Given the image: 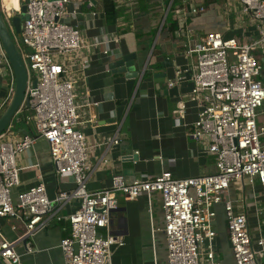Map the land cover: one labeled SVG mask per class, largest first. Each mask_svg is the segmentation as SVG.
<instances>
[{
    "label": "built area",
    "instance_id": "2783aa9c",
    "mask_svg": "<svg viewBox=\"0 0 264 264\" xmlns=\"http://www.w3.org/2000/svg\"><path fill=\"white\" fill-rule=\"evenodd\" d=\"M21 1L26 18L20 30L22 48L16 46L27 73L24 93L27 103L21 107L25 104L32 111L26 120L33 124L35 136L16 139L11 124L0 134V218L18 220L25 237H31L52 221H61L64 205L75 202V208L65 217L69 235L58 246L63 264H111L112 248L123 243L101 233L107 229L110 214L117 207L116 197L132 200L144 196L149 202L157 193L163 216L164 264H223L214 244L217 205H222L224 210L231 264H264V232L259 223L264 211V126L257 123L264 109L261 62L264 0H225L227 21L231 6H239L238 11H233L235 22L241 29L239 32L248 38L247 43L220 32L202 36L182 33L185 57L195 56L190 100L196 103L197 117L188 136L205 153L215 157V172L191 178H176L170 172H162L153 178L141 177L131 182L122 175H114L110 185L99 191H89L86 187L88 147L84 135L76 129L78 115L73 84L78 76L91 74L84 51L107 43L117 44L120 40L103 39V36L86 39L83 31L71 23L70 16L82 7L93 9L97 0H19V8ZM181 1L177 13L185 19L205 12L200 2L185 6V0ZM173 2L170 0L167 13ZM72 6L76 9H71ZM0 10L10 29L7 22L19 10L8 9L2 0ZM181 80L177 71L175 80L168 86ZM13 87V72L0 42V91L3 89L0 110L8 104ZM182 109L180 105L177 113ZM38 139L47 144L56 174L60 178L69 177L72 187L50 199L45 184L38 181L13 197L12 191L19 184L16 158L31 149ZM107 142L118 144L115 136ZM242 181L250 187L251 206L257 218L255 240L246 206L236 210L238 202L229 197L232 184ZM0 261L21 264L14 244L1 234Z\"/></svg>",
    "mask_w": 264,
    "mask_h": 264
},
{
    "label": "crops",
    "instance_id": "0c3cea01",
    "mask_svg": "<svg viewBox=\"0 0 264 264\" xmlns=\"http://www.w3.org/2000/svg\"><path fill=\"white\" fill-rule=\"evenodd\" d=\"M113 1L121 10L114 25L104 23L100 0L93 9L82 7L69 18L83 31L86 39L103 36V39L114 37L120 40L117 44L107 43L84 51V57L91 65V74L78 76L73 84L78 115L76 129L84 135L88 147L87 189L99 191L107 188L114 175H122L131 182L141 177L153 178L162 172H170L176 178L213 174L215 157L205 153L202 146L188 136L197 117L196 103L190 100L195 56L185 57L186 42L182 33L202 36L220 32L233 37L241 30L238 23L231 19L227 21L215 0L207 8L211 5L217 7V22L215 19L205 22L204 13L187 19L179 16L181 0H174L167 15H163L164 0H144L146 4L149 1L145 7L142 3L133 6L138 0ZM91 12L96 15L91 16ZM128 54L135 55L138 79L125 78L110 67ZM177 71L182 80L169 87ZM0 92L3 93V89ZM180 105L183 109L178 114ZM2 112L0 110V115ZM31 114L32 111L24 104L12 119L10 128L16 139L24 135L35 136L33 124L26 120ZM114 136L118 144H109L107 141ZM16 165L19 184L12 191L13 197L38 181L45 184L50 199L72 187L69 177L60 178L56 174L47 144L41 139L17 156ZM245 184V181L232 184L229 197L238 202L236 210L246 206L255 240L258 236L257 218L251 206V192L245 191ZM116 201L117 207L110 214L109 225L101 233L123 243L112 248L111 264H164L166 248L161 231L163 216L159 194H153L149 202L144 196L127 200L121 195L116 197ZM75 206V202L65 204L61 210V221H52L31 237H25L23 225L18 220L0 218V234L14 244L21 264H63L58 246L60 240L69 235L65 217ZM215 212L217 237L214 244L223 264H231L233 258L225 231L223 206H215ZM260 226L264 232V225Z\"/></svg>",
    "mask_w": 264,
    "mask_h": 264
},
{
    "label": "water",
    "instance_id": "95a60500",
    "mask_svg": "<svg viewBox=\"0 0 264 264\" xmlns=\"http://www.w3.org/2000/svg\"><path fill=\"white\" fill-rule=\"evenodd\" d=\"M26 18L25 5L20 6L19 12L15 13L11 19V27L13 34L17 39L20 38L21 23ZM0 42L2 50L10 64L14 77V87L12 96L0 115V134L11 124L12 119L18 112L23 103H27L24 99V93L26 89L27 73L24 63L21 59L20 53L17 49L16 43L13 39V35L7 26L1 10H0ZM134 54H128L121 56L119 60L114 62L110 67L114 68L116 72L122 73L125 78L138 79L139 73L134 66ZM264 64V59L261 60ZM264 81V77H262ZM0 264H3L0 261Z\"/></svg>",
    "mask_w": 264,
    "mask_h": 264
},
{
    "label": "rangeland",
    "instance_id": "374dc122",
    "mask_svg": "<svg viewBox=\"0 0 264 264\" xmlns=\"http://www.w3.org/2000/svg\"><path fill=\"white\" fill-rule=\"evenodd\" d=\"M12 0H5V2H6V4L8 5V4H10V2H11ZM150 1V0H149ZM149 1L147 2V4L149 3ZM165 1V3H164V6H165V9L163 8V15L165 14V15H167L168 13V3L170 2V0H164ZM202 2L203 4H204V6L207 8V6L209 5V3H212V0H186V3H185V6L187 5V4H190V3H195V2ZM140 3H142V5H144V7L145 6H147V4H146V1H144V0H138L133 6H140ZM22 4H24V2L23 1H21L20 2V6L22 5ZM151 4V3H150ZM215 4L218 6V8H220L221 9V14L222 15H228L227 13H228V11H227V8H226V3H225V0H215ZM132 5V4H131ZM211 5V4H210ZM150 6V5H149ZM152 6H153V4H152ZM151 6V7H152ZM216 6H213V5H211V6H209L208 8H207V10H205V12H204V14L202 15V17L204 18V20H205V22H212L214 19H215V21L217 22V19H216ZM231 12H230V14H229V18L228 19H231L232 20V22L233 23H235V16H234V10H236V11H238L240 8H239V6L237 5V4H234L233 6H231ZM226 9V10H225ZM162 18H160V20H161ZM159 20V21H160ZM203 20V19H202ZM162 21H160V23H161ZM8 23V25L10 26V31L12 32V27H11V21H8L7 22ZM12 35H13V39H14V41H15V43L20 47V49L22 48L21 47V45L19 44V39H17V37H16V35L15 34H13V32H12ZM236 38L237 39H239V38H241L242 39V43H247V41H248V38L246 37V36H244V35H242V32H238V34H236ZM26 63L24 62V65H25ZM30 79H31V77H30ZM263 81V80H262ZM264 82V81H263ZM262 112L263 113H261L260 115H259V117H258V120H257V123H258V126H260V125H263L264 126V109L262 110ZM12 124V123H11ZM245 191L247 192V191H250V187L247 185V183L245 184ZM250 196V195H249ZM249 199H250V197H249ZM263 214H262V216L261 217H259V221H260V225H264V211L262 212Z\"/></svg>",
    "mask_w": 264,
    "mask_h": 264
},
{
    "label": "trees",
    "instance_id": "16d2710c",
    "mask_svg": "<svg viewBox=\"0 0 264 264\" xmlns=\"http://www.w3.org/2000/svg\"><path fill=\"white\" fill-rule=\"evenodd\" d=\"M99 5L103 14L104 23L106 25L116 24L121 15V10L118 9L117 4L113 0H100ZM172 25L175 26L174 23Z\"/></svg>",
    "mask_w": 264,
    "mask_h": 264
},
{
    "label": "bare ground",
    "instance_id": "6f19581e",
    "mask_svg": "<svg viewBox=\"0 0 264 264\" xmlns=\"http://www.w3.org/2000/svg\"><path fill=\"white\" fill-rule=\"evenodd\" d=\"M2 3H3V5H4L5 7H7L8 9H10V8H14L16 11L20 9V8H19V0H12V1L10 2V4H8V5L6 4L5 0H2Z\"/></svg>",
    "mask_w": 264,
    "mask_h": 264
}]
</instances>
